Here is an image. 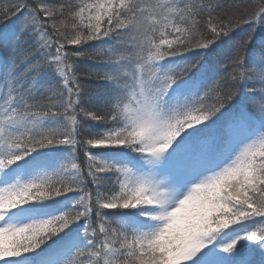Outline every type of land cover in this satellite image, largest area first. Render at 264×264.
Here are the masks:
<instances>
[{
    "label": "snow or ice",
    "instance_id": "obj_1",
    "mask_svg": "<svg viewBox=\"0 0 264 264\" xmlns=\"http://www.w3.org/2000/svg\"><path fill=\"white\" fill-rule=\"evenodd\" d=\"M0 264H264V0H0Z\"/></svg>",
    "mask_w": 264,
    "mask_h": 264
},
{
    "label": "trees",
    "instance_id": "obj_2",
    "mask_svg": "<svg viewBox=\"0 0 264 264\" xmlns=\"http://www.w3.org/2000/svg\"><path fill=\"white\" fill-rule=\"evenodd\" d=\"M82 67L90 69L92 71H97L99 70V61L96 60H88L87 58H85L83 61H81ZM83 79L87 80V77H83ZM100 83L99 81H93L90 84V87L94 90L96 88V85ZM93 95L95 94V92L93 91L92 93Z\"/></svg>",
    "mask_w": 264,
    "mask_h": 264
}]
</instances>
